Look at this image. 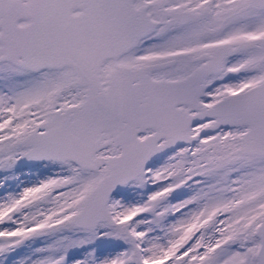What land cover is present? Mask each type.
I'll list each match as a JSON object with an SVG mask.
<instances>
[{"label": "snow or ice", "instance_id": "snow-or-ice-1", "mask_svg": "<svg viewBox=\"0 0 264 264\" xmlns=\"http://www.w3.org/2000/svg\"><path fill=\"white\" fill-rule=\"evenodd\" d=\"M0 264H264V0H0Z\"/></svg>", "mask_w": 264, "mask_h": 264}]
</instances>
